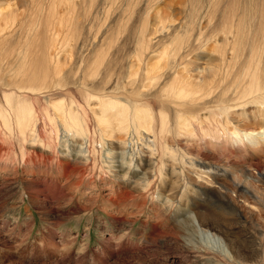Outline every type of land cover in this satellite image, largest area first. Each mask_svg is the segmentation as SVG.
<instances>
[{
	"label": "rangeland",
	"instance_id": "obj_1",
	"mask_svg": "<svg viewBox=\"0 0 264 264\" xmlns=\"http://www.w3.org/2000/svg\"><path fill=\"white\" fill-rule=\"evenodd\" d=\"M73 1L26 0L19 6L16 0H0V12L5 15L23 13L30 25L27 32L34 36L33 43L47 39V59L54 61L62 57L66 72L82 54L96 58L97 50L103 51L102 54L107 51L102 72L109 66L115 71L137 69L136 61L131 58L133 54L129 52L140 35L136 47L148 60L141 59L140 67L160 70L162 79L166 80L173 75V84L178 80L189 82L199 78L209 83L203 90L192 85L181 88L188 103L197 102L202 107L212 105L227 90L228 104L222 106H232L243 100L235 89L237 84L233 77L225 76L217 64L221 58H227L221 50L222 34L212 36L229 8L231 14L245 12L242 0H76L78 5H73ZM47 20H50L48 28L44 26ZM150 46L152 52H145L144 48ZM208 55L218 60H208ZM154 63L162 69L153 66ZM209 68L218 73L215 80L211 79ZM114 85L115 77L110 82L111 87ZM249 100L250 97L244 99L240 102L242 107H232L223 115L227 122L221 127L224 133L228 130L258 131L264 125V104L249 103ZM98 101L93 98L84 102L89 115L90 107L98 110ZM209 111L219 113L217 107H212L204 114ZM196 124L197 127L193 125L196 132L190 128L191 137L178 135L176 141L169 143L180 159L182 154L191 156L206 164V168L198 165L183 170L175 161L179 163L177 172L180 175L176 178L174 174L168 175L167 168L161 172L163 161L169 158L159 155L158 166L145 168L143 162L139 166L141 172L151 170L149 175H153L146 187L138 179L141 176L135 175L140 170L134 165L123 178L100 165L98 141L107 140L105 133L98 138L92 133L91 137L97 139L91 163L82 165L80 161H70V165L76 167L71 171H65L62 165L64 158L57 154L60 147L57 150L39 140L32 145L26 141L25 149H21L15 139L0 137V264H199L190 256H180L183 248L178 241H173V230L180 229L181 235L187 223L180 222L182 218L189 213L192 204L200 211L207 208L206 198L197 192L188 197L186 206L185 195L179 191L175 199L181 202L175 212L173 207L161 204L158 191L166 195L170 194L169 190H212L218 187L217 178L222 183H231L232 177L243 182L249 171H264V149L250 151L248 146L252 144L246 137L242 139L244 144L238 141V136L236 141L226 135L213 139L206 133L218 132L215 126L205 127L199 121ZM115 133L114 139L122 136ZM177 140L181 143L177 144ZM31 183L44 190L37 194L38 198L29 193ZM256 188L264 193V184ZM57 190L62 192L57 193ZM127 192L133 195L125 199L122 196ZM109 198L116 201L110 202ZM247 202L238 200L244 214L251 207L257 225L246 221L241 211L223 209L216 217L235 225L224 234L240 247H247L246 252L251 243L243 235L249 229L253 232L251 228L264 229V209L253 200ZM160 230L168 241L155 240L152 244L150 238Z\"/></svg>",
	"mask_w": 264,
	"mask_h": 264
},
{
	"label": "bare ground",
	"instance_id": "obj_2",
	"mask_svg": "<svg viewBox=\"0 0 264 264\" xmlns=\"http://www.w3.org/2000/svg\"><path fill=\"white\" fill-rule=\"evenodd\" d=\"M16 2L23 6L26 0ZM241 3L245 4V12L241 15V11L231 14L229 8L226 15H223L221 24H218L219 28L212 35L215 37L216 34H222L221 50L227 55L226 59L221 58L217 64L225 76L233 77L237 84L235 89L243 100L250 97L249 103L264 104V0H242ZM78 4V1H73V5ZM49 21L44 23L47 28ZM29 28L23 13L5 15L0 12V137L15 139L21 149H25L26 141L32 145L39 140H44L49 146L60 147L59 150L57 148V154L64 158L62 165L65 171H71L76 167H72L70 161H80L82 165L91 163L96 139L105 133L107 140L98 141L101 146L98 152L100 165L103 164L109 172L119 174L121 178L134 165L140 170L135 175L141 176L138 179L145 187L151 182L150 177L153 175H149L151 170H148L149 173L145 169L141 172L142 168L139 166L142 162L145 168L150 165L158 166L159 155L166 156L171 161L169 163L164 158L169 164L163 161L161 172L169 169L168 175L174 174L176 178L180 176L177 172L179 163L183 170L188 167L193 169L198 165L206 168V164L191 156L182 154L183 158L180 159L174 153L176 149L169 143L176 141L178 135L191 137L190 128L196 132L193 125L197 127V121L205 127H216L218 132L206 133L213 139L226 135L236 141L238 136V141L244 144L242 139L246 137L252 144L248 146L250 151L264 149V125L258 131H222V124L227 123L223 118L227 110L243 106L240 104L243 100L232 106H222L228 104L225 98L228 90L221 93L212 105L202 107L197 102L185 101L186 94L181 92V88L192 85L203 90L209 84L204 78L189 82L178 80L173 84V75L166 80L162 79L160 70L140 67L141 59L148 61L146 55L136 47L141 39L140 35L135 39L132 52H129V55L133 54L131 58L139 68L115 71L109 66L104 68L103 73L100 69L105 64L107 51L102 54L103 51L97 50L96 58L90 59L82 54L66 72L62 67L65 64L62 57H57L54 61L47 59V39L33 43L34 36L27 32ZM145 29L142 28L143 33ZM79 47L83 50V46ZM151 47H145V52H152ZM207 57L208 60H218L215 56ZM108 62L110 60L106 65ZM114 64L117 66L115 62ZM171 64L170 61L168 65ZM152 65L162 69L158 63ZM209 72L211 79L215 80L218 73L211 68ZM113 77L115 85L111 87ZM93 98L99 100L98 110L90 107L89 115L88 105L86 107L84 102ZM212 107H217L219 113L209 111L210 113L204 114ZM186 113L189 115H185ZM115 132L122 136L114 139L113 135H117ZM92 133H96V139L91 137ZM179 141L181 140H177V144L181 143ZM175 161L179 163L175 164ZM165 173L163 175L166 177ZM216 180L218 187L212 190H169L170 194L166 195L158 191L161 204L173 207L175 212L181 202V199H175L179 191L182 196L185 195L186 206L189 204L188 197L197 192L206 198L204 204L207 208L200 211L199 207L192 204L189 213L182 218L180 222L187 223L181 235L180 229L173 230V241L175 239L174 242H179L183 248L180 256H190L199 264H264V229L256 231L257 228H251L253 232L249 229L243 235L251 243L246 252L247 247H240L224 234L225 230L235 225H229L224 218L216 219L220 211L228 209L241 211L246 221L250 220V224L257 225L251 207L244 214L238 200L241 198L246 203L247 200H253L264 209V193L256 188L264 184V171H249L243 182L235 181L234 177L231 178V183H222L218 178ZM28 189L33 198H38L37 194L44 192L36 183L29 184ZM60 192L62 191L57 190V193ZM132 195L133 193L127 192L122 197L126 199ZM109 200L116 201L113 198ZM238 217L241 215L238 214ZM156 229L157 227L153 230ZM150 240L152 244L155 240L159 243L168 241L162 230Z\"/></svg>",
	"mask_w": 264,
	"mask_h": 264
}]
</instances>
